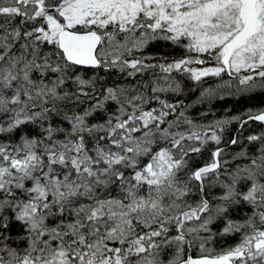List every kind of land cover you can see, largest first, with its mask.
<instances>
[{
    "label": "snow or ice",
    "instance_id": "6c2138e0",
    "mask_svg": "<svg viewBox=\"0 0 264 264\" xmlns=\"http://www.w3.org/2000/svg\"><path fill=\"white\" fill-rule=\"evenodd\" d=\"M0 264H264V0H0Z\"/></svg>",
    "mask_w": 264,
    "mask_h": 264
}]
</instances>
